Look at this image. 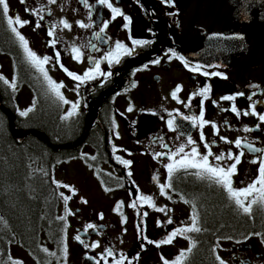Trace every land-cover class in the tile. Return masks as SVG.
Instances as JSON below:
<instances>
[{
    "label": "flooded vegetation",
    "instance_id": "af4514ba",
    "mask_svg": "<svg viewBox=\"0 0 264 264\" xmlns=\"http://www.w3.org/2000/svg\"><path fill=\"white\" fill-rule=\"evenodd\" d=\"M187 1L171 0V4H168L163 0H139V3L137 0H109L113 7L130 17L131 23H128L123 16L113 19L111 9L101 5L99 0H55L54 3L50 0H25L24 3L21 0H6L9 16L15 19L19 15L22 21H29L23 27L15 25L28 41L29 48L40 58L50 57L45 70L51 78L54 76L55 82L64 85L61 92L69 103L64 104L56 98L57 136L67 141V144L59 146H73L85 136L83 142L74 148L58 151L63 158L60 163L71 161L86 169L108 193L128 192L129 195L132 191L138 196L147 190L149 192L145 196L152 197V202H180L179 205L185 206L193 214L194 209L185 203L198 202L191 198L190 178L196 176L195 179L203 186L202 181L207 177L201 178L195 174L197 170L189 169L179 170L169 179L165 165L171 161L167 157L178 152L181 145L185 153L196 147L202 155L207 154L208 149L204 145L208 144L213 154L209 162L214 166L218 164L227 168L234 162L227 159L229 152L233 157L243 153L232 177L235 188L246 187L257 177L258 163L252 161L264 160V121L259 120V116L264 115V64L251 68H207L191 62L185 54L186 47L202 31L186 20L184 5ZM26 8L30 11H26ZM7 19L3 17L2 26L12 33L16 48L11 43L9 48L6 47L8 44H2L3 49L0 44V56L8 63L13 78L22 81L19 77L22 74L23 85L31 91L32 81L42 85L44 78L29 62L20 41L8 26ZM38 20L41 24L39 28L36 27ZM61 21H67L70 28H64ZM81 23L86 27H80ZM104 23H107V28L101 33L100 28ZM50 30L54 31L53 36L48 35ZM53 40L56 41L54 46L51 43ZM133 40L143 43L133 44ZM117 42L128 48L131 54L126 55L123 51L117 54ZM74 47L80 50L79 60L73 58ZM57 52L60 54L59 62L56 60ZM109 53L118 55L120 62L109 64L105 59ZM157 60L159 63L155 62ZM97 61L100 73L104 75L97 73L96 79L85 81L78 90V82L72 80L60 67L62 64L69 71L83 75L90 68L94 69ZM197 67L199 71H194ZM0 86L6 91L8 100L10 92H7V87H12L3 80H0ZM177 87L181 90L177 98L173 99L171 93ZM204 87L210 89L207 98L199 95ZM113 89L116 92L106 96ZM227 96L236 98L224 99ZM73 102L79 104L76 114L63 119L71 111ZM130 106L133 108L131 112L127 111ZM233 106L236 112L232 111ZM253 106L255 115L251 114ZM201 111L205 121L203 127L199 122ZM245 112L250 114L244 115ZM90 116L93 125L87 130ZM185 116H195L197 122L193 124L190 119L185 120ZM169 119L174 120L172 129L168 127ZM201 133L203 140L200 138ZM189 137L195 142L193 145L187 143ZM236 140L241 141L239 148L235 145ZM248 145L260 151H253ZM113 146L116 151H113ZM158 153L162 155L158 157ZM220 154H224L225 159L216 161L215 157ZM117 156L131 161L130 165L118 162ZM176 159H180V156ZM169 183L171 187H165L162 195L161 184ZM221 188L225 192L220 197L222 201L234 202L229 199L226 190ZM61 197L62 202H65V195ZM253 198L249 197L248 201ZM131 200L146 202L135 194L131 195ZM66 205L62 211L60 209V213L69 221L71 211ZM138 207V214L135 215L139 223L148 215H144L145 212ZM157 209L158 204L155 205V211L165 217L163 226L146 228L143 221L142 226H138V234L146 248L149 247L146 241L149 236L161 233L168 236L177 228L188 227L177 225L182 217L181 212L165 214L167 211ZM169 219L172 220L171 224L167 223ZM91 225L92 228H75L76 236L83 241L81 243L76 239L85 252L84 257L91 255L94 264L116 263L123 256L120 252H115L114 260H111L107 254L108 250L114 254L111 248H107L102 256L100 252L89 248L94 239H99L109 231L106 225ZM99 226H104L105 230H99ZM190 233L176 237L187 238ZM231 243L234 251L254 252L253 246H247L245 242ZM239 259L242 264L254 263L250 256L243 258L239 255Z\"/></svg>",
    "mask_w": 264,
    "mask_h": 264
},
{
    "label": "trees",
    "instance_id": "16d2710c",
    "mask_svg": "<svg viewBox=\"0 0 264 264\" xmlns=\"http://www.w3.org/2000/svg\"><path fill=\"white\" fill-rule=\"evenodd\" d=\"M3 17L0 8L1 47L8 44L9 48L12 43L16 48L12 33L2 26ZM19 77L22 81H16L18 86L24 79L22 74ZM41 83L32 81L34 105L27 116L16 113L17 87H7V100L8 95L0 86L2 105L13 113L19 130L43 134L53 145L67 144L57 136L56 96L44 80ZM59 152L33 134L19 143L0 109V264L17 262L11 253L15 246L35 264H66L69 222L60 214L62 197L54 179L63 159ZM195 178L191 176L189 187L191 198L198 202L187 204L195 210L201 231L188 235L192 245L182 264H220L216 257L224 242L243 243L258 238L264 246V208L256 204L251 214H246L235 202L222 201L220 197L225 192L214 180L207 178L201 186Z\"/></svg>",
    "mask_w": 264,
    "mask_h": 264
},
{
    "label": "rangeland",
    "instance_id": "374dc122",
    "mask_svg": "<svg viewBox=\"0 0 264 264\" xmlns=\"http://www.w3.org/2000/svg\"><path fill=\"white\" fill-rule=\"evenodd\" d=\"M0 74L3 75L11 84L16 85V111L27 110L34 105V93L29 91L23 84L18 86L13 78L11 69L3 57L0 56ZM53 81L55 78L53 76ZM86 169L79 167L77 164L69 162L60 163L55 171V182L59 192L67 197V201L62 202L60 209L68 206L71 216L68 229V252L66 264H85V252L77 244L76 227L87 226L89 224H101L109 227V231L99 239H94L89 246L102 254L107 248H111L114 254L110 256L114 260L115 252H120L124 258L125 264H164L167 260L168 264L173 261L181 253H187L191 248V241L184 237H174L171 243L163 244L160 241L167 239L164 233L152 235L146 238L149 247L142 245V239L138 234V226H142V222L146 223V228L163 226L165 217L157 214L155 207L149 206L147 202H134L131 195L136 197L145 196L147 190L137 196L136 192H116L108 193L104 188L100 187L94 178L88 174ZM67 185L68 187H65ZM135 203V207H131ZM180 202H152L153 205L158 204L159 208L164 207L165 214L169 212L175 214L181 212V218L177 225L191 226L192 212ZM147 213L146 221L137 220L135 214H138L139 207ZM77 211H79L77 213ZM61 214V213H60ZM159 244V246H157ZM247 246H253L254 252L234 251L231 242H224L219 249V257L226 264H242L239 255L246 258L250 256L254 260L253 264H264V246L260 239L250 238L244 243ZM95 245V246H94ZM13 259L20 264H35L29 255L19 246H15L11 250ZM91 256V255H90ZM123 261V262H124ZM112 264V262L108 263ZM113 264H116L115 262Z\"/></svg>",
    "mask_w": 264,
    "mask_h": 264
},
{
    "label": "snow or ice",
    "instance_id": "6c2138e0",
    "mask_svg": "<svg viewBox=\"0 0 264 264\" xmlns=\"http://www.w3.org/2000/svg\"><path fill=\"white\" fill-rule=\"evenodd\" d=\"M25 0H21V3H24ZM50 2L54 3L55 0H50ZM163 2L171 4V0H163ZM99 3L101 5H105L107 6L109 9H111L112 11V18L115 19L117 16H123V19L125 21H127L128 23H131V19L130 17H128L127 15H124L123 13L120 12L119 8L113 7L112 3L109 2V0H99ZM137 3H139V0H137ZM0 8H2V13L3 16L7 17V23L8 26L11 28V31L13 33H15L16 37L18 38V40L20 41L21 46L24 49V52L29 60V62L35 67L37 68V70L43 75L44 80L47 82L49 89L55 94L56 98L58 100H60L61 102H63L64 104H68L69 101L65 99V97L63 96L61 89L64 87L63 83H57L55 81L52 80V78L48 75V72L45 70V65L48 64L50 57L48 56H44L43 58H40L39 56H37V54L35 52H33L29 46H28V41L24 38V36H22L20 34V32L17 30V27L15 25H18L20 27H23L25 24L29 23V21H22L21 18L19 17V15H17L15 17V19H13L11 16H9V5L6 2V0H0ZM26 11H30L29 9H25ZM33 14H38V13H33ZM40 19H43V17H40ZM61 23L63 24L64 28H70V25L68 24L67 21H61ZM128 24H125V27H127ZM36 27L39 28L41 27V24L39 23V20L36 23ZM80 27H86V25H84L83 23L80 24ZM105 28H107V23H104L103 27L100 28V32H104ZM49 36H53L54 35V31H49L48 32ZM52 45L54 46L56 41L53 40ZM143 42L138 41V40H133V44H141ZM116 48V52L117 54L121 51H123L124 54H131L130 50L128 48H126L123 44L117 42L115 45ZM73 58L76 60L80 59V50L78 48H73ZM173 55H175V53H173ZM59 52L56 53V60L57 62H59ZM105 59L109 61V64L115 62V63H119V57L118 55H113L112 53H109L107 56H105ZM182 59V58H181ZM156 63H159V60L155 61ZM60 67L67 73V75L69 77H71L72 80L77 81V85L76 88L77 90L79 89L80 85L83 84L85 81H90V80H94L96 79V74L100 73V66H99V62H96V67L94 69L90 68L89 70L85 71L83 73V75H77L71 71H69L68 69L64 68V66L61 64ZM194 71H199V68L197 67L196 69H193ZM101 75H104V73H100ZM107 75H111V73H107ZM205 75H208V73H205ZM213 75H219V73H213ZM0 80H3V82L5 84H9V81L7 79H4V77L2 75H0ZM13 89H15L16 85L13 83L10 85ZM180 87H177L175 89V91H173L171 93L173 99L177 98V93L180 92ZM210 91L209 88L204 87L201 89V91L199 92V95L207 98V94ZM241 95H243V93H241ZM236 97L235 96H227L224 97V99L226 100H234ZM249 99H251V97H249ZM79 108V104L78 102H73L71 105V111H69L67 113V115L65 117H63V119H68L69 117L73 116L76 114L77 109ZM33 110V108H28L27 110H23L20 111L19 114L21 116H27L29 114V112H31ZM127 111L131 112L133 111V108L130 106ZM233 112H236V108L233 106L232 108ZM250 113L245 112L244 115H249ZM252 115H255V106H253V111L251 112ZM203 111H201L200 113V117H199V122H200V126L203 127L205 121L203 120ZM185 120H191V122L193 124H195L197 122V117L193 116V117H184ZM259 120L260 121H264V115H260L259 116ZM115 123V122H113ZM174 126V120L169 119L168 120V127L170 129H172ZM213 127H215V125H213ZM245 131H248V129H245ZM117 137H118V133H117ZM201 140L204 139L203 133H201ZM221 139H224L223 137H221ZM227 142V141H226ZM187 143L189 145H193L195 142L191 139V137L188 138ZM235 145L237 148H239L241 146V141L240 140H236L235 141ZM165 147H167L165 145ZM204 147L206 149H208L207 154H201L198 152L196 147H192L191 151L188 153H185V148L183 145H181L178 149V152H173L171 155H168V160L171 161L169 163H167L165 165L166 169H167V173H168V177L169 179H171V177L173 176V174L179 170H189V169H195L196 171V175L203 178V177H207L208 179L214 180L215 183L221 185L227 192L229 199L234 200L235 205L239 208L242 209V211L246 214H251L252 212V206L259 204L260 207L264 208V160L261 161H256L253 160V163H258V176L254 177L252 179V181L246 186V187H242V188H235L233 186V180L232 177L233 175L236 173L237 170V165L240 163L241 161V156L243 155V153H240L239 155L233 157V154L231 152H229L227 154V159L228 160H234L233 163H231L227 168L225 167H221L218 164L217 165H213L209 162V157L212 156V152L210 149V146L208 144H205ZM248 147L251 149V145H248ZM253 151H257L259 152V149H251ZM113 151H116L115 146H113ZM183 154V155H181ZM162 154L158 153L157 156H161ZM180 156V159H176L177 156ZM92 159H95V157H92ZM117 161L124 164L125 166L130 165L131 161L128 160H123L121 159L119 156L116 157ZM225 159L224 154H220L217 155L215 157L216 161H222ZM130 175V173H129ZM65 187H68L67 185H65ZM165 187H171V184L169 183L168 185H164L161 184L160 186V192L163 195L164 194V189ZM63 196V194H61ZM254 196L255 198L251 199L250 201H248L249 197ZM65 202H67V200L70 197H63ZM141 200L146 201L149 206L151 207H155V205L152 204V197L150 196H142L140 197ZM246 201H248L246 203ZM185 203H187V201H185ZM131 207H135V203H133L132 205H130ZM158 211H165L164 208H159L157 209ZM144 215H147V213H144ZM60 219H63V217H60ZM167 223L171 224L172 220L169 219L167 221ZM88 228H92L93 225L89 224L87 225ZM201 228L198 226V216L195 213V210H193V214L191 216V226L190 227H184V228H177L175 231L171 232L170 235H168L167 239L160 241V243L163 244H168L171 243L173 238L176 237L177 235H183L184 233H190V232H200ZM77 240H79L81 243H83L82 240H80V237L77 236L75 237ZM230 239V238H229ZM240 241H237V243H239ZM87 247V245H85ZM95 246V245H94ZM159 246V244L157 245ZM46 251V249H45ZM65 251H67V249H65ZM109 256L112 255V251L108 250L107 253ZM184 258V252L181 251V253L176 257V259L173 261V264H182V260ZM216 259L220 262V264H225V261L223 259H221V257L217 256ZM14 264H19V262H14ZM116 264H123V257L116 261ZM164 264H168V261L165 260Z\"/></svg>",
    "mask_w": 264,
    "mask_h": 264
},
{
    "label": "water",
    "instance_id": "95a60500",
    "mask_svg": "<svg viewBox=\"0 0 264 264\" xmlns=\"http://www.w3.org/2000/svg\"><path fill=\"white\" fill-rule=\"evenodd\" d=\"M186 20L202 31L186 47L189 60L207 68H251L264 64V0H188L185 5ZM116 92L108 91L106 96ZM0 109L8 117L15 140L22 143L28 135H35L42 143L55 151L70 150L81 144L58 146L40 133L19 130L13 113L2 105ZM89 117L87 130L92 127ZM104 231V226H99ZM94 253V252H92ZM85 264H94L92 256L84 258Z\"/></svg>",
    "mask_w": 264,
    "mask_h": 264
}]
</instances>
